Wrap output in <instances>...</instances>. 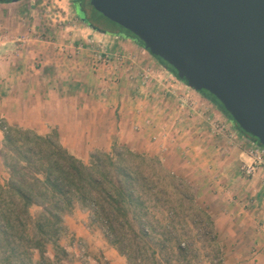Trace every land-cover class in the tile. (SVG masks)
<instances>
[{"label": "rangeland", "instance_id": "obj_1", "mask_svg": "<svg viewBox=\"0 0 264 264\" xmlns=\"http://www.w3.org/2000/svg\"><path fill=\"white\" fill-rule=\"evenodd\" d=\"M75 9L74 0H22L0 15V76L10 74L18 63L20 79L36 83L42 77L45 83L43 97L32 101L33 114L24 113L29 102L25 108L26 102H19L22 111L17 117L33 126L22 129L39 135L56 130L61 144L85 163L92 152L109 151L114 143L157 158L161 177L170 173L175 178L172 188H167L173 193L171 199L161 196L149 205L146 224L152 236L160 241L163 232L171 233L170 250L162 253L160 264H225L203 209V193L207 192L205 198L218 189L210 185L216 179L207 180L217 171L207 161L218 159L222 141L225 154L234 147L245 154L253 141L137 43L94 31ZM92 15L108 24L100 15ZM95 53L107 54L108 62L98 63ZM43 69H50L44 77ZM181 96L191 98V105L181 107ZM2 123L6 124L0 118ZM216 124L225 125V130L218 133ZM2 135L0 128V142ZM6 178L0 158V181ZM64 218L65 223H85L93 237L108 243L104 224L92 222L88 210L76 206ZM64 242L69 244L67 238ZM182 242L189 246L186 260L176 251ZM75 248L79 253L85 250L77 244ZM99 264L105 263L99 260Z\"/></svg>", "mask_w": 264, "mask_h": 264}, {"label": "trees", "instance_id": "obj_2", "mask_svg": "<svg viewBox=\"0 0 264 264\" xmlns=\"http://www.w3.org/2000/svg\"><path fill=\"white\" fill-rule=\"evenodd\" d=\"M75 10L82 19L78 7ZM120 29L126 39L144 49L134 35ZM154 58L186 85L171 66ZM49 71L43 69V74ZM75 89L79 92L80 85ZM197 93L264 149L257 139L241 132L214 96L206 91ZM0 128V158L7 175L0 181V264H75L67 248L72 239L64 217L76 206L88 210L92 222L104 224L108 244L128 264H160L162 253L170 250L171 233L163 232L160 241L152 236L146 224L150 223L149 205L161 196L171 199L173 193L167 188H172L175 178L170 173L161 177L157 158L114 143L109 151L92 152L85 163L61 144L56 130L39 135L4 123ZM66 238L69 244L64 242ZM176 251L186 260L189 246L178 243Z\"/></svg>", "mask_w": 264, "mask_h": 264}, {"label": "water", "instance_id": "obj_3", "mask_svg": "<svg viewBox=\"0 0 264 264\" xmlns=\"http://www.w3.org/2000/svg\"><path fill=\"white\" fill-rule=\"evenodd\" d=\"M90 5L171 66L190 89L214 96L241 132L264 146V0H90Z\"/></svg>", "mask_w": 264, "mask_h": 264}, {"label": "crops", "instance_id": "obj_4", "mask_svg": "<svg viewBox=\"0 0 264 264\" xmlns=\"http://www.w3.org/2000/svg\"><path fill=\"white\" fill-rule=\"evenodd\" d=\"M21 1L0 3V15L2 16L3 10L7 7ZM137 46L141 51H145L141 46ZM18 67V63L14 64L10 74L4 72L0 76V118L8 126L32 129L33 126L23 123L21 118L17 117L18 113L20 117L22 111V103L19 102L21 100L26 102L24 108L29 102L30 107L25 108L24 113L33 114L32 101L37 97H43L45 83L42 77H39L36 83L33 79L30 81L20 79L17 75ZM73 86L77 88V83ZM4 105L7 106L5 111L2 109ZM2 138L3 135L1 140ZM223 143L224 141L222 146H217L220 153L218 159L207 161L210 166L216 165L214 171L217 169L215 175H208L207 180L216 179V183H209L216 184L211 187L218 189L211 194L208 193L205 198L203 195L207 192L202 195L205 217L217 235L215 242L217 254L223 257L225 264H264V175L260 172L252 176L245 175L242 166L248 163L246 153L234 147L225 154ZM238 200L240 201L237 202ZM239 204L241 207H237ZM84 224L65 223L69 232L68 238L72 239L68 251L73 254L75 264H85L75 248L76 244L77 247L84 246V254L96 262L100 260L105 264H127L125 258L107 242H100L93 237L89 233L90 228L84 227Z\"/></svg>", "mask_w": 264, "mask_h": 264}, {"label": "built area", "instance_id": "obj_5", "mask_svg": "<svg viewBox=\"0 0 264 264\" xmlns=\"http://www.w3.org/2000/svg\"><path fill=\"white\" fill-rule=\"evenodd\" d=\"M95 60L99 63H105L108 62L107 58L108 55H103V53H95L94 55ZM180 101L181 107L184 106H189L191 105L190 100H192L191 98H187V97H179L178 99ZM145 124H149V121H145ZM135 130L138 129V126H135L134 128ZM215 129L219 132H223L225 130V125H221V124H216L215 125ZM232 140H236V136L232 135ZM247 157H248V163L245 165V173L247 175H253L255 173L256 170H260V172L264 175V149L262 147H260L259 145H257L254 142L249 143V148L247 150L246 153ZM83 261L85 262V264H99V262H96L94 259H92L91 257H89L88 255L84 254V250H81L80 253Z\"/></svg>", "mask_w": 264, "mask_h": 264}, {"label": "flooded vegetation", "instance_id": "obj_6", "mask_svg": "<svg viewBox=\"0 0 264 264\" xmlns=\"http://www.w3.org/2000/svg\"><path fill=\"white\" fill-rule=\"evenodd\" d=\"M75 8L78 7L80 14L82 15L83 20L78 16V18L85 23L89 28L93 29L94 31L113 38H121L123 40H129L126 39L127 35L125 32H123L119 26L116 24L106 20L105 18H102L104 21H106L108 24H104L102 20H99L98 18H94L92 15V12L95 10L90 5V0H74ZM96 12V11H95ZM94 12V13H95ZM96 14L100 15L96 12ZM110 22V23H109ZM118 28V29H117ZM132 41V40H129Z\"/></svg>", "mask_w": 264, "mask_h": 264}]
</instances>
